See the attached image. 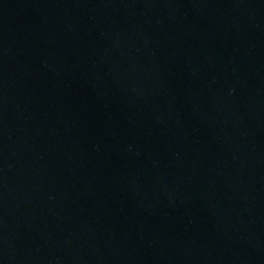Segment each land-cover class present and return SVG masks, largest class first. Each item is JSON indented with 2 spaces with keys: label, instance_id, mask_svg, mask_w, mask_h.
Here are the masks:
<instances>
[{
  "label": "water",
  "instance_id": "obj_1",
  "mask_svg": "<svg viewBox=\"0 0 264 264\" xmlns=\"http://www.w3.org/2000/svg\"><path fill=\"white\" fill-rule=\"evenodd\" d=\"M0 264H264V0H0Z\"/></svg>",
  "mask_w": 264,
  "mask_h": 264
}]
</instances>
